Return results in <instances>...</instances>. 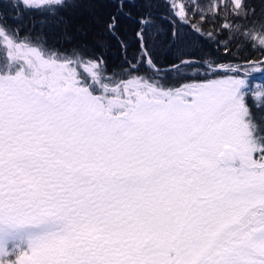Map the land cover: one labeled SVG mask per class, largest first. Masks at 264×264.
Segmentation results:
<instances>
[{"label": "snow or ice", "instance_id": "6c2138e0", "mask_svg": "<svg viewBox=\"0 0 264 264\" xmlns=\"http://www.w3.org/2000/svg\"><path fill=\"white\" fill-rule=\"evenodd\" d=\"M0 264H264V12L0 0Z\"/></svg>", "mask_w": 264, "mask_h": 264}, {"label": "trees", "instance_id": "16d2710c", "mask_svg": "<svg viewBox=\"0 0 264 264\" xmlns=\"http://www.w3.org/2000/svg\"><path fill=\"white\" fill-rule=\"evenodd\" d=\"M186 2V0H176L177 7L181 4ZM203 2L207 5L209 3V0H203ZM243 3H246L249 7V11L251 9H255L256 16L259 17L262 12H264V0H242ZM4 11H6L10 18V23L14 25H19L21 27V35L25 33L31 32L33 35H37L41 31V16L37 12H29L26 13L22 19H12L11 17L15 15L13 10L10 7L5 6ZM44 32L48 36L49 43H53L57 41L60 37V30L56 28L52 24H47L44 26ZM64 47H68L67 44L63 45ZM248 54V53H245ZM199 55V52L197 53ZM253 57L258 56L259 53H251ZM119 61V54L118 52L114 55L109 56V63L110 67L115 66ZM162 63H167L166 61H162ZM259 74H257L258 76ZM254 83V86H258L261 84L260 80H256Z\"/></svg>", "mask_w": 264, "mask_h": 264}, {"label": "rangeland", "instance_id": "374dc122", "mask_svg": "<svg viewBox=\"0 0 264 264\" xmlns=\"http://www.w3.org/2000/svg\"><path fill=\"white\" fill-rule=\"evenodd\" d=\"M255 82V81H254Z\"/></svg>", "mask_w": 264, "mask_h": 264}]
</instances>
